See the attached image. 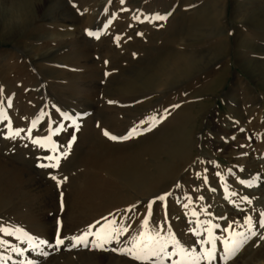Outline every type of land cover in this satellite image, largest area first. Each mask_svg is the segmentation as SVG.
Returning <instances> with one entry per match:
<instances>
[{"label": "rangeland", "instance_id": "374dc122", "mask_svg": "<svg viewBox=\"0 0 264 264\" xmlns=\"http://www.w3.org/2000/svg\"><path fill=\"white\" fill-rule=\"evenodd\" d=\"M28 10L39 12L37 27L0 34V111L8 117L0 119V227L13 231L0 232V255H15L16 227L33 235L41 221L40 232L71 240L89 226L96 232L103 218L116 220L128 231L108 249L159 231L188 250L191 221L219 225L213 234L222 246L230 223L246 230L251 216L257 224L264 0H0V24L25 20ZM150 117L158 122L144 131ZM133 128L142 134H104ZM50 134L44 147L32 143ZM49 156L60 157L58 166L40 167L56 163ZM256 230L239 264H264V229ZM194 246L200 253V241ZM85 251L41 264H141L112 250L103 260Z\"/></svg>", "mask_w": 264, "mask_h": 264}, {"label": "snow or ice", "instance_id": "6c2138e0", "mask_svg": "<svg viewBox=\"0 0 264 264\" xmlns=\"http://www.w3.org/2000/svg\"><path fill=\"white\" fill-rule=\"evenodd\" d=\"M123 2V0H122ZM158 19H166L164 16L157 17ZM107 26V25H106ZM87 34L89 36L96 35L95 33L88 31ZM67 119L68 117L65 116ZM0 119L7 120L8 117L5 113L0 111ZM156 117H150L149 118V127L144 129V131H151V128L155 126L157 123ZM36 121H33V128L36 126ZM75 123V122H74ZM143 123V122H142ZM31 132V129L28 130ZM133 133L136 134H142L138 131L137 128H133L129 131V133L123 137H116L113 135H110L107 131H105V136H108L109 139L112 140H127L131 139L133 136ZM20 131L17 130L15 132H12L8 138H14L16 136H19ZM54 134V133H52ZM48 137L41 138V139H33L32 143L39 145L40 147H44L46 143L51 142V135ZM75 139V138H73ZM63 156H67V152H64L62 154ZM49 160H56V163H53L51 165H40V167H57L59 164L60 157H48ZM52 179H56L55 176L52 177ZM59 183V181H58ZM242 183H246L243 182ZM249 186L251 184L249 183ZM166 195L158 196L156 199L160 201H164ZM235 195V193H233ZM245 199H247L245 197ZM251 201H249L250 203ZM149 209V215L151 214L152 209V202H149L148 204ZM193 216L196 215L195 212L192 213ZM106 220V223L101 225V227L96 231L92 232V227L89 226V230L87 232H84L80 236H74L71 238L72 240V247H78V246H85L88 247L91 245L93 249L97 250H112L116 251L119 254L127 255L130 258L141 262V264H152L153 259L155 258V264H162L161 257H171L178 255L180 259L178 260H172L171 264H200L201 260H207L209 262L216 259V242L219 237L215 236L213 234V229H218L220 226L217 224H212L211 221L207 222V227L205 228V231L207 233V239L200 241L202 244H207L210 247L206 249H202L199 254L195 250H185L183 247H181L180 243L177 241L176 237L172 235L170 232L168 236H161L159 231H154L152 234H149L147 232H140L137 237H134L129 243L130 247H123V248H112L108 249L109 244H119L121 243L120 237L124 235L128 231V228L126 226L117 227V224L119 223L116 220H107V218H103ZM99 223V222H98ZM148 224V219L145 218L143 221L142 227H146ZM199 226V225H198ZM244 226L246 227L245 232H237L233 230V224L230 223L227 228L223 229L225 233H227V238H224L221 240V244L223 246V255L221 259L224 261H228L231 258H233L236 253L240 250V248L247 243L248 240H250L252 237L257 236V226L260 229H264V212H261L259 214V220L257 221V224L253 223V218L251 216H246L244 218ZM15 232H22L20 229H15ZM0 232L6 233V234H13V231H10L9 229L0 227ZM199 234V233H197ZM28 240L29 244L36 248L39 245H44L47 242L40 240L36 243L33 242V238L28 236L27 233H22ZM89 236H93L94 238L90 241L88 238ZM261 240H264V235H260L259 237ZM4 243L3 241H0V244ZM65 243L64 239L59 237V234L57 235V239L55 241V246L59 248V246L63 245ZM171 243L173 246L174 251L168 252V244ZM14 252L19 253V249H13ZM41 254L47 256V252H42ZM3 257H0V260H2ZM23 264V262H22ZM28 264H33V262L29 261Z\"/></svg>", "mask_w": 264, "mask_h": 264}, {"label": "bare ground", "instance_id": "6f19581e", "mask_svg": "<svg viewBox=\"0 0 264 264\" xmlns=\"http://www.w3.org/2000/svg\"><path fill=\"white\" fill-rule=\"evenodd\" d=\"M25 6V5H24ZM29 6V5H28ZM27 7V6H26ZM34 11V10H33ZM32 11V13H31V15H30V12H29V10L27 11V13H25L26 14V18H25V20H22V21H17V20H14V17H13V19L11 20H7L5 23H1L0 24V34H2V32L3 31H7V30H10V29H13L14 31L15 30H19V31H21L23 28H25V29H28V28H34V27H37V24H38V22L40 21V15L38 14L39 12L37 11V10H35L34 12ZM24 14V15H25ZM30 15V16H29ZM24 17V16H23ZM13 31V32H14ZM32 50V49H31ZM32 52V51H31ZM32 56V55H31ZM161 87V86H160ZM166 88V87H165ZM160 90V89H159ZM158 90V91H159ZM162 90L163 89H161V91L160 92H162ZM157 91V92H158ZM151 92V94L153 93V92H156V91H150ZM144 93H146V92H144ZM141 94V93H140ZM154 94V93H153ZM156 94V93H155ZM160 94H162V93H160ZM146 96V95H145ZM163 96V95H162ZM106 100V99H105ZM108 101V100H107ZM60 110V109H59ZM84 113V112H83ZM68 121V120H67ZM80 123V122H79ZM65 127H66V125H65ZM79 127V126H78ZM63 129V128H62ZM61 129V130H62ZM65 129H67V128H65ZM64 129V130H65ZM6 130V129H5ZM61 130H60V132H61ZM64 130H62V131H64ZM66 131V130H65ZM61 134H62V132H61ZM63 135V134H62ZM9 150H11V149H9ZM133 154V152H129V153H127L126 155H128L129 157H130V155H132ZM125 155V156H126ZM121 156H123V155H117V156H115V158H113V159H116L117 157H121ZM126 158V157H125ZM121 160V159H120ZM263 182V181H262ZM180 186V184H178V183H175V187L174 188H177V186ZM224 187L225 188H229V185L226 183V182H224ZM262 188H264V187H262ZM230 190V189H229ZM62 191V190H61ZM146 195H150V194H146ZM179 199H180V201L182 200L181 198H175L174 200L176 201V203H178V204H181V202H179ZM228 201H226V203H227ZM224 204V203H223ZM236 214H239V208H236L235 209V215ZM44 220V219H43ZM207 223V222H206ZM44 222L43 221H41V223H39V225H35L37 228H35V232H34V234L32 235V234H29V233H27V235L28 236H30V237H32L33 238V242L34 243H36V242H38V241H40V240H43V241H46L47 243L46 244H44V245H39L38 247H36V248H33L30 244H29V242H28V240L26 239V237L24 236V235H22V233L20 234V232H15V233H17V236L19 237V239L21 238L22 240H21V243H20V246H17L16 247V249H19L20 251H19V253L18 252H13V254H15V255H9V254H4V255H0V257H3V259L2 260H0V264H22V262H23V264H28V262L29 261H31V262H33V264H41L42 262H44L45 260H49L53 255L55 256L58 252H65V251H68V252H70V253H74V254H79V253H83L84 254V250H86L85 251V254L87 255V256H89V257H93V260H103V258H105V251L106 250H97V249H93L92 247H91V245H89L88 247H85V246H83V245H81V246H78V247H72V241L70 240V238H68V239H64L63 237H62V239H64V241H65V243L63 244V245H61V246H59V248H57L56 246H55V241H56V239L57 238H54V234L55 233H52V234H49V233H46V230H44V232H40V229H41V227L42 226H44ZM49 225V224H48ZM191 225L192 226H190L191 228H192V230H194V234H193V238L190 236V237H188L187 238V245H188V251H191V250H195V241H202V240H205V239H207V233H206V231H205V228L207 227V224H205V226L204 225H201L200 223H199V221H191ZM199 225V226H198ZM13 226L14 227H16L17 226V224L16 223H14L13 224ZM43 228V227H42ZM15 229H19L18 227H16ZM14 229V230H15ZM37 229V230H36ZM234 231H237L236 229H233ZM54 231V230H53ZM246 230H241V231H237V232H245ZM49 232H52V231H49ZM197 233H199V234H197ZM36 235V236H35ZM195 238H198L197 240L195 239ZM90 241L92 240V238H88ZM252 239V238H251ZM249 241V240H248ZM247 241V242H248ZM190 244V245H189ZM246 244V243H245ZM244 244V245H245ZM197 245V244H196ZM243 245V246H244ZM242 246V247H243ZM208 247H210L209 245H207V244H202V243H200V248H201V250L202 249H206V248H208ZM241 247V248H242ZM112 248H123V246H121V247H119V246H116V245H112V247H110V249H112ZM240 248V249H241ZM94 250V252L92 251V252H90L89 250ZM200 250V249H199ZM199 250H195L196 252H197V254L199 253L198 251ZM90 253H89V252ZM101 251V252H100ZM167 251L168 252H173V247L170 245V247L168 246V248H167ZM222 251H223V246H218V245H216V259H218L221 255H222ZM240 251V250H239ZM239 251L236 253V255L233 257V258H231L230 260H228V261H224L223 259H221V257H220V260H222V261H216L215 262V264H239L240 262H238V258H237V256H238V253H239ZM42 252H47L48 253V255L47 256H45V255H43V254H41ZM3 254V253H2ZM66 254H68V253H66ZM124 256V255H123ZM127 256V255H126ZM88 258V257H87ZM165 258H163V257H161V260H162V262H171L172 260H178V259H180V257L178 256H176V258H174V256H171V257H166V260H164ZM89 260V259H88ZM153 261H155V258L153 259ZM88 262V261H87ZM101 262V261H100ZM200 264H212V263H210L209 261H207V260H201L200 261Z\"/></svg>", "mask_w": 264, "mask_h": 264}]
</instances>
